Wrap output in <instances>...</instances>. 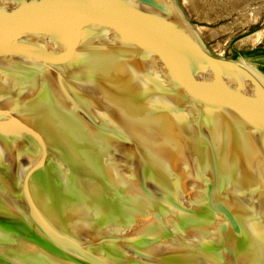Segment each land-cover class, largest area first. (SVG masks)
<instances>
[{
	"label": "water",
	"instance_id": "obj_1",
	"mask_svg": "<svg viewBox=\"0 0 264 264\" xmlns=\"http://www.w3.org/2000/svg\"><path fill=\"white\" fill-rule=\"evenodd\" d=\"M196 21L0 0V264H264V72Z\"/></svg>",
	"mask_w": 264,
	"mask_h": 264
},
{
	"label": "rangeland",
	"instance_id": "obj_2",
	"mask_svg": "<svg viewBox=\"0 0 264 264\" xmlns=\"http://www.w3.org/2000/svg\"><path fill=\"white\" fill-rule=\"evenodd\" d=\"M196 1H199L198 3L201 4V0ZM205 1L219 2V0ZM261 4L262 3L258 1L248 2L247 7L243 12L249 13L253 8L258 7L259 5L260 13L255 17L254 21L245 25L236 23V20L241 17L239 11H232L226 16L216 18L213 21H207V13L202 10L201 7H204L202 4L201 7H199L200 14L195 15V13H192L188 8L187 9L194 19H197L196 22L219 53L225 57H235L240 54L238 51L242 50L245 51L244 53H247L243 56L252 59L253 55H248V53H251L259 47L264 48V5L261 6ZM210 32H214L215 35L211 37ZM258 33H261V36L257 41L250 42L248 40L250 37H254Z\"/></svg>",
	"mask_w": 264,
	"mask_h": 264
},
{
	"label": "bare ground",
	"instance_id": "obj_3",
	"mask_svg": "<svg viewBox=\"0 0 264 264\" xmlns=\"http://www.w3.org/2000/svg\"><path fill=\"white\" fill-rule=\"evenodd\" d=\"M221 1V2H220ZM258 1L261 2V6L264 5V0H219V2H210L201 0V7L196 0H184V5L189 9L190 12L195 13V15L200 14V8L207 13V21H213L216 18L226 16L232 11H239L241 17L236 20L237 24L245 25L254 21L255 17L260 13V6L253 8L251 12L245 13L244 9L247 7L248 2ZM191 14V13H190ZM211 37L215 35L214 32H210ZM261 33H258L254 37H250L248 40L250 42L257 41Z\"/></svg>",
	"mask_w": 264,
	"mask_h": 264
},
{
	"label": "flooded vegetation",
	"instance_id": "obj_4",
	"mask_svg": "<svg viewBox=\"0 0 264 264\" xmlns=\"http://www.w3.org/2000/svg\"><path fill=\"white\" fill-rule=\"evenodd\" d=\"M237 54V53H236ZM242 55H245L247 53H240ZM253 55V58L250 59L254 61V63L257 65V67L264 72V48L259 47L258 49H255L251 53H248V55Z\"/></svg>",
	"mask_w": 264,
	"mask_h": 264
}]
</instances>
